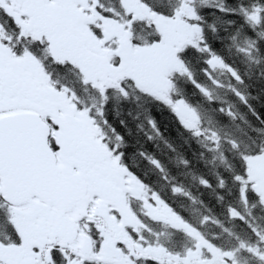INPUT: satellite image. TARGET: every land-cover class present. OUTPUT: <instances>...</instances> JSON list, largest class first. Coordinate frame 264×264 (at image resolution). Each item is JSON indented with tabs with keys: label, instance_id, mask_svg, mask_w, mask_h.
<instances>
[{
	"label": "flooded vegetation",
	"instance_id": "obj_1",
	"mask_svg": "<svg viewBox=\"0 0 264 264\" xmlns=\"http://www.w3.org/2000/svg\"><path fill=\"white\" fill-rule=\"evenodd\" d=\"M137 8L111 9L108 0H0V113H36L48 128L58 180L69 175L83 187L65 208L36 197L1 201L0 264L154 260L153 246L143 251L133 243L153 229L141 215L143 189L83 106L86 85L105 90L134 79L129 57L140 52L128 38ZM260 174L255 187L264 195V167Z\"/></svg>",
	"mask_w": 264,
	"mask_h": 264
},
{
	"label": "trees",
	"instance_id": "obj_2",
	"mask_svg": "<svg viewBox=\"0 0 264 264\" xmlns=\"http://www.w3.org/2000/svg\"><path fill=\"white\" fill-rule=\"evenodd\" d=\"M141 1L162 16L173 15L180 3ZM190 4L201 40L179 52L185 71L172 75L170 96L196 112L198 132L170 105L138 90L110 92L93 108L102 129L118 137L123 164L148 190L213 247L238 249L248 264H259L264 203L242 178L246 158L264 152V0ZM173 231V238L183 234Z\"/></svg>",
	"mask_w": 264,
	"mask_h": 264
},
{
	"label": "rangeland",
	"instance_id": "obj_3",
	"mask_svg": "<svg viewBox=\"0 0 264 264\" xmlns=\"http://www.w3.org/2000/svg\"><path fill=\"white\" fill-rule=\"evenodd\" d=\"M120 1L122 5L126 4L132 9L135 5L140 4L138 2L136 4L131 3L129 0ZM187 1L180 0L177 11L171 17L164 18L150 12L140 4L134 17L139 15L153 23L160 32L161 38L158 44L138 46L135 51L140 53H138V56L129 57V60L132 62L131 71L134 74V85L143 92L153 94L170 103L178 112L184 125L195 128L197 117L193 110L188 109L179 101H172L168 95L170 89L169 75L173 71H183L184 69L183 64L177 57L178 50L200 39V28L193 22V19L196 18L195 12ZM96 114H99L98 110H96ZM246 163L247 175L244 181L252 185L258 183L256 171L264 167V153L248 157ZM256 190L261 194L258 188ZM262 198L264 201V197ZM152 203L154 204L152 210L159 217L157 228L168 224L179 226V219L170 212L162 201L154 197ZM154 229L157 230L155 226ZM154 257H159L165 261L164 264H239L238 257L236 258L233 252L207 248L196 241L194 245L187 246L181 257H174L155 245ZM124 261L126 260L122 259L120 264H131ZM241 261L243 262L242 259Z\"/></svg>",
	"mask_w": 264,
	"mask_h": 264
},
{
	"label": "water",
	"instance_id": "obj_4",
	"mask_svg": "<svg viewBox=\"0 0 264 264\" xmlns=\"http://www.w3.org/2000/svg\"><path fill=\"white\" fill-rule=\"evenodd\" d=\"M47 132L34 112L0 113V184L6 201L17 203L36 196L65 207L82 193V184L75 178L66 175V181L57 180Z\"/></svg>",
	"mask_w": 264,
	"mask_h": 264
}]
</instances>
